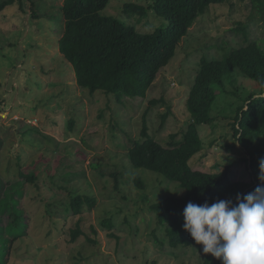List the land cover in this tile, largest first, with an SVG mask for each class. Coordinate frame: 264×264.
Wrapping results in <instances>:
<instances>
[{
    "label": "rangeland",
    "instance_id": "rangeland-1",
    "mask_svg": "<svg viewBox=\"0 0 264 264\" xmlns=\"http://www.w3.org/2000/svg\"><path fill=\"white\" fill-rule=\"evenodd\" d=\"M33 1L34 7L22 0L0 13V264H201L202 246L169 248L149 211L184 191L173 193L182 191L176 183L133 168L128 152L144 123L165 148L182 140L201 60L264 46L263 15L252 0L211 5L146 96L118 103L80 88L60 54L64 0ZM148 3L109 0L100 15L140 34L166 29L167 21L152 12L139 17L123 10ZM215 94L213 121L197 127L202 148L189 165L213 174L231 164V178L249 182L232 124L238 108L262 90L236 69ZM20 172L35 178L29 182ZM79 195L95 203L74 215L70 203ZM74 231L81 233L73 241Z\"/></svg>",
    "mask_w": 264,
    "mask_h": 264
},
{
    "label": "trees",
    "instance_id": "trees-1",
    "mask_svg": "<svg viewBox=\"0 0 264 264\" xmlns=\"http://www.w3.org/2000/svg\"><path fill=\"white\" fill-rule=\"evenodd\" d=\"M27 1L35 6L33 0ZM225 1L149 0L146 7L125 4V13L144 17L152 12L168 23L166 29L140 34L112 17L100 15L109 0H64V31L58 43L59 52L73 68L77 85L90 94L100 91L115 97L118 103H122L124 98H144L195 21L211 5H220ZM17 2L21 5L22 0L1 1L0 13ZM252 3L263 15L264 21V0H252ZM241 31L245 33L243 28ZM236 69L254 80L262 90L260 96L250 95L238 108L232 124L236 141L245 151L246 158H242V161L249 170V182L234 181L231 178V164L213 174L192 170L189 165L190 159L202 148L197 127L213 121L210 110L216 97L215 89L225 87V80ZM263 95L264 46L251 43L232 50L221 60L203 58L186 100L190 121L182 140L170 143L169 148H165L148 134V127L144 123L140 140L132 141L128 158L133 168L158 174L184 190L180 198L167 197L149 207L158 225L165 231L169 248L202 246L197 245L183 230L182 214L189 202L202 205L205 202L211 204L218 200H231L235 204L238 194L243 198L259 186V163L264 159ZM20 176L29 182L35 178L22 172ZM94 203V199L79 195L71 200L70 208L74 215H78L84 205L92 208ZM80 233L74 231L72 240ZM201 264H221V261L204 254Z\"/></svg>",
    "mask_w": 264,
    "mask_h": 264
},
{
    "label": "clouds",
    "instance_id": "clouds-1",
    "mask_svg": "<svg viewBox=\"0 0 264 264\" xmlns=\"http://www.w3.org/2000/svg\"><path fill=\"white\" fill-rule=\"evenodd\" d=\"M259 169V186L243 198L238 194L235 204L189 202L183 211V230L221 264H264V159Z\"/></svg>",
    "mask_w": 264,
    "mask_h": 264
}]
</instances>
